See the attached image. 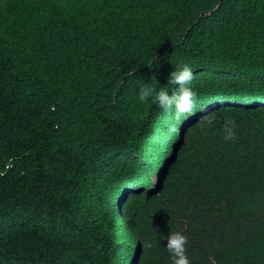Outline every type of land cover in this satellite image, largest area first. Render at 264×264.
Returning <instances> with one entry per match:
<instances>
[{
  "label": "trees",
  "instance_id": "trees-1",
  "mask_svg": "<svg viewBox=\"0 0 264 264\" xmlns=\"http://www.w3.org/2000/svg\"><path fill=\"white\" fill-rule=\"evenodd\" d=\"M180 62L177 120L137 92ZM262 86L264 0H0V264H171L175 230L264 264V117L225 103Z\"/></svg>",
  "mask_w": 264,
  "mask_h": 264
},
{
  "label": "clouds",
  "instance_id": "clouds-1",
  "mask_svg": "<svg viewBox=\"0 0 264 264\" xmlns=\"http://www.w3.org/2000/svg\"><path fill=\"white\" fill-rule=\"evenodd\" d=\"M193 78L194 71L189 62L177 63L168 75L167 86L157 88L154 83H142L139 86L137 98L140 102L150 101L154 103L157 108L164 112L171 111L174 118L179 120L182 116L191 114L194 109L197 91L191 87ZM173 85H175L174 88ZM170 88L171 91H169ZM217 102L224 103L220 99L213 98L208 101L206 107L212 109ZM225 103H231L233 106L256 112L254 119L257 124L259 114L264 117V87L262 86L257 90L253 89L247 95ZM205 114L208 115L205 118V123L211 125L215 120V116L209 115L206 111ZM262 127L264 126L258 127V129ZM222 139L225 142H233L238 139L235 120L228 116L223 118ZM161 239L166 241L164 247L171 264H192L191 258L187 254L188 235L186 232L180 230L169 231L162 234Z\"/></svg>",
  "mask_w": 264,
  "mask_h": 264
},
{
  "label": "rangeland",
  "instance_id": "rangeland-1",
  "mask_svg": "<svg viewBox=\"0 0 264 264\" xmlns=\"http://www.w3.org/2000/svg\"><path fill=\"white\" fill-rule=\"evenodd\" d=\"M152 178H153V180H154V184H155V186H156V183H157V181H156V177L153 175Z\"/></svg>",
  "mask_w": 264,
  "mask_h": 264
}]
</instances>
